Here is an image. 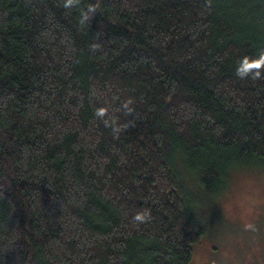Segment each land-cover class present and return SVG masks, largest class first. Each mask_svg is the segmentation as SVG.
Returning a JSON list of instances; mask_svg holds the SVG:
<instances>
[{
  "label": "trees",
  "instance_id": "obj_1",
  "mask_svg": "<svg viewBox=\"0 0 264 264\" xmlns=\"http://www.w3.org/2000/svg\"><path fill=\"white\" fill-rule=\"evenodd\" d=\"M260 50L264 0H0V264H190L188 177L264 159Z\"/></svg>",
  "mask_w": 264,
  "mask_h": 264
},
{
  "label": "clouds",
  "instance_id": "obj_2",
  "mask_svg": "<svg viewBox=\"0 0 264 264\" xmlns=\"http://www.w3.org/2000/svg\"><path fill=\"white\" fill-rule=\"evenodd\" d=\"M262 75L264 50L255 57L241 58L236 68L238 78L258 79ZM187 185L194 212L207 213L219 207L222 213V223L211 233L218 251L209 255L206 247L198 249L192 264H253L264 256V233L259 227L264 222V159L240 156L226 161L212 191H207L195 176L188 177ZM136 219L142 221L148 215Z\"/></svg>",
  "mask_w": 264,
  "mask_h": 264
},
{
  "label": "rangeland",
  "instance_id": "obj_3",
  "mask_svg": "<svg viewBox=\"0 0 264 264\" xmlns=\"http://www.w3.org/2000/svg\"><path fill=\"white\" fill-rule=\"evenodd\" d=\"M194 212V210H193ZM195 217L198 220V224L205 230V235L200 239V242L195 246L193 254L201 248L206 247L209 255H215L218 251V247L212 242L211 233L216 226L222 223V213L219 207L210 208L207 213L194 212ZM261 232L264 233V222L259 224ZM264 239V237H262ZM254 252V249L250 250ZM192 264V261L191 263ZM253 264H264V256H261L259 261H253Z\"/></svg>",
  "mask_w": 264,
  "mask_h": 264
}]
</instances>
